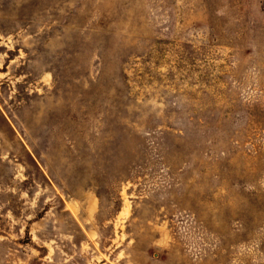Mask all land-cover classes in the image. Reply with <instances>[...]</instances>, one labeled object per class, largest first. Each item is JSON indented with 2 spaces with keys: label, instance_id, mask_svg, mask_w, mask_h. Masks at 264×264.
Returning <instances> with one entry per match:
<instances>
[{
  "label": "rangeland",
  "instance_id": "374dc122",
  "mask_svg": "<svg viewBox=\"0 0 264 264\" xmlns=\"http://www.w3.org/2000/svg\"><path fill=\"white\" fill-rule=\"evenodd\" d=\"M0 264H264V0H0Z\"/></svg>",
  "mask_w": 264,
  "mask_h": 264
}]
</instances>
